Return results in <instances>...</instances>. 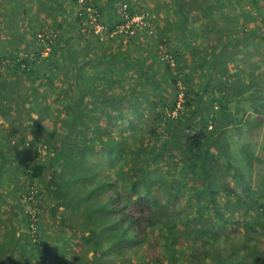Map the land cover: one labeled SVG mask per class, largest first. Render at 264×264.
Instances as JSON below:
<instances>
[{"label": "trees", "instance_id": "1", "mask_svg": "<svg viewBox=\"0 0 264 264\" xmlns=\"http://www.w3.org/2000/svg\"><path fill=\"white\" fill-rule=\"evenodd\" d=\"M0 119V264H264V0H0Z\"/></svg>", "mask_w": 264, "mask_h": 264}, {"label": "rangeland", "instance_id": "2", "mask_svg": "<svg viewBox=\"0 0 264 264\" xmlns=\"http://www.w3.org/2000/svg\"><path fill=\"white\" fill-rule=\"evenodd\" d=\"M161 15V14H160ZM162 17V16H161ZM142 47V46H141ZM146 46L145 45H143V47L142 48H137V50H142L143 52L144 51H146ZM0 190H3V191H5L1 186H0ZM63 237V239H65V237H64V235L62 236ZM67 238V237H66ZM68 239V238H67ZM78 242V240L77 239H75V240H73V241H71L70 240V242H60V244H63L65 247L67 246V244H68V246H70V247H72V250H75L77 247H78V245H79V243H77ZM69 247V248H70ZM74 253V252H73ZM91 254H93V252L91 253ZM66 264V263H65Z\"/></svg>", "mask_w": 264, "mask_h": 264}, {"label": "built area", "instance_id": "3", "mask_svg": "<svg viewBox=\"0 0 264 264\" xmlns=\"http://www.w3.org/2000/svg\"><path fill=\"white\" fill-rule=\"evenodd\" d=\"M143 21V16L142 15H136V16H134L133 18H131V20H130V23H132V22H137V23H140V22H142ZM100 29V28H99ZM182 95H180V97H181Z\"/></svg>", "mask_w": 264, "mask_h": 264}, {"label": "crops", "instance_id": "4", "mask_svg": "<svg viewBox=\"0 0 264 264\" xmlns=\"http://www.w3.org/2000/svg\"><path fill=\"white\" fill-rule=\"evenodd\" d=\"M1 120V119H0ZM3 149L0 150V152L2 151ZM2 217H6V215H2ZM3 229H0V237L2 236V233H3Z\"/></svg>", "mask_w": 264, "mask_h": 264}]
</instances>
